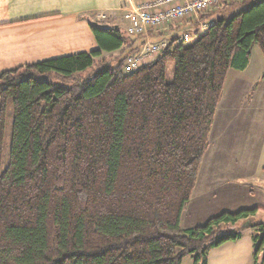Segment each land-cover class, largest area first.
<instances>
[{
	"label": "trees",
	"instance_id": "trees-1",
	"mask_svg": "<svg viewBox=\"0 0 264 264\" xmlns=\"http://www.w3.org/2000/svg\"><path fill=\"white\" fill-rule=\"evenodd\" d=\"M92 31L98 51L0 73V264H208L246 224L264 264V223L250 222L260 208L182 227L229 72L248 67L254 46L264 56V0L216 18L192 45L172 39L131 74L135 41Z\"/></svg>",
	"mask_w": 264,
	"mask_h": 264
},
{
	"label": "crops",
	"instance_id": "crops-1",
	"mask_svg": "<svg viewBox=\"0 0 264 264\" xmlns=\"http://www.w3.org/2000/svg\"><path fill=\"white\" fill-rule=\"evenodd\" d=\"M149 1L155 0H0V73L98 51L92 26L127 34L126 8ZM258 1L237 0L226 9L215 8L203 14L204 19L192 17L150 34V41L169 43L185 35L194 37L196 31L203 34V25ZM130 41H135L133 49H141L146 40ZM263 76L264 56L258 46L245 70H230L183 229L244 209H262L250 222L264 217ZM247 225L242 239L211 250L208 264H255L253 231ZM182 264L194 261L187 257Z\"/></svg>",
	"mask_w": 264,
	"mask_h": 264
},
{
	"label": "built area",
	"instance_id": "built-area-1",
	"mask_svg": "<svg viewBox=\"0 0 264 264\" xmlns=\"http://www.w3.org/2000/svg\"><path fill=\"white\" fill-rule=\"evenodd\" d=\"M234 1L237 0H155L139 3L132 9L126 8L127 34L146 41L137 53L128 57L124 65V73L131 74L138 71L157 59L167 48L168 42L152 43L150 34ZM210 26L211 24L203 25V31ZM193 39L194 37L190 35L179 37L173 48L187 45Z\"/></svg>",
	"mask_w": 264,
	"mask_h": 264
},
{
	"label": "rangeland",
	"instance_id": "rangeland-1",
	"mask_svg": "<svg viewBox=\"0 0 264 264\" xmlns=\"http://www.w3.org/2000/svg\"><path fill=\"white\" fill-rule=\"evenodd\" d=\"M195 33H198V32L196 31ZM123 35L125 37H128L125 32L123 33ZM195 41H196V39L192 40L186 46H189V45L194 44ZM90 72H93V70H89L88 72L81 73L80 76L84 78ZM173 80H174V65L173 64H168L167 70H166V82L171 83V82H173ZM8 104H9V110L10 111H9L8 122L6 124V131H5L4 152H3V159H2V170H5L6 169V167L8 165V162H9V153H10L9 143H10L11 129H12V125H13V116H12L13 107H12V100H10ZM253 219L254 220H252V222L253 221H255L256 223H258V222H264V217H256V218H253Z\"/></svg>",
	"mask_w": 264,
	"mask_h": 264
}]
</instances>
